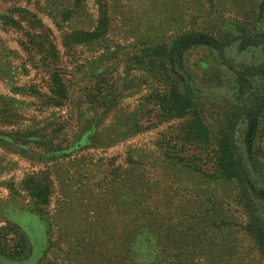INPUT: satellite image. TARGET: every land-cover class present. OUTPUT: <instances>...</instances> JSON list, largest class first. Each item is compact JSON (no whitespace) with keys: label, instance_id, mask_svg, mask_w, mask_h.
I'll use <instances>...</instances> for the list:
<instances>
[{"label":"rangeland","instance_id":"rangeland-1","mask_svg":"<svg viewBox=\"0 0 264 264\" xmlns=\"http://www.w3.org/2000/svg\"><path fill=\"white\" fill-rule=\"evenodd\" d=\"M107 3V36L68 45L75 30L96 27V0H0V12L28 11L22 31L0 21V234L7 250L19 241L10 226L29 244L25 258L0 253V264H178V253L191 264H264V0ZM32 34L57 47L69 91L62 106L46 101L49 71L30 51ZM148 42L169 47L172 76L212 131L242 110L231 128L238 179L202 175L177 159L189 116L158 123L150 95L162 80L128 62ZM103 78L104 94L115 88L109 108L98 93ZM60 127L51 138L58 151L11 135L54 136ZM202 165L213 173L212 162ZM30 177L49 186L47 205L25 189ZM249 219L253 239L218 227Z\"/></svg>","mask_w":264,"mask_h":264},{"label":"trees","instance_id":"trees-1","mask_svg":"<svg viewBox=\"0 0 264 264\" xmlns=\"http://www.w3.org/2000/svg\"><path fill=\"white\" fill-rule=\"evenodd\" d=\"M76 1L78 4L80 0ZM96 3L98 5L96 27L93 30H75L68 36V45L88 44L100 41L107 36L111 25L108 3L107 0H96ZM26 9L27 8L22 6H13L4 12H0V21L4 29L22 31L24 29L23 22H27V16H25V14L28 11ZM25 43L28 47V42ZM29 44L30 48H32L30 49L31 52L37 55H43L40 58V61L49 71L50 85L48 94L45 96L47 103L55 107L62 106L68 100L69 91L62 70H60L58 66L59 56L56 45L49 40V37L41 35L37 36L35 34L30 35ZM170 56L171 52L169 47L161 42H148V44H143L141 49L134 50L128 55L130 69L138 68L145 71L147 74L151 75V77L162 80V84L165 87L163 90H154L150 95V101H153L155 104V107L149 110L150 115L155 116L158 119V123L174 118L180 119L189 116V121L184 124L178 136L181 144L178 145L180 148L175 154L178 156L177 159L186 165H189L192 170L202 175L209 177L212 176L226 181L238 179L240 175V167L236 162L235 154L232 150L231 128L234 119L242 110L233 109L230 119L227 120V126L217 132L212 131L210 126L206 124L195 97L189 92L183 90L180 87L179 82L172 76L168 61ZM105 84L103 78L99 83L100 90H98V93L100 94V98L103 97L102 100L104 101V104L109 108L112 101V95L115 94V88L110 85V89L108 88L109 90H107L106 86L105 91L107 92L104 94V88L101 86ZM31 92L34 95L41 94L39 91H35L34 88ZM61 132H63V127L52 130L54 136L46 135V133L41 134L43 133L41 130L30 132H22V130H18L12 132L11 135L21 141L23 140L24 143L28 142L30 137L34 136L35 138L33 141L38 139V144L45 141L44 143L47 145L45 147H50L49 151H58L60 149L58 146L52 145L54 140L51 138L56 137ZM192 148L198 150L194 151L193 154H189V150ZM240 158L243 162V158L241 156ZM202 161L206 164L212 162L213 168H210L213 170L212 174H210L207 169L203 168ZM24 186L38 204L47 205L49 203L51 193L48 185L39 181L35 177H30L25 182ZM228 225L237 226L238 231H243V234L247 237H251V239L256 237L259 233L251 219L245 224L240 222L235 224L223 220L218 224V227H220L219 229H222V226ZM5 229L7 228H0V231ZM8 229L19 234V241L17 244H14L12 248L7 250L6 242L3 243L2 241V237L5 235L0 234V253L11 259L25 258L29 252L28 240L18 230H15L13 226L8 227ZM190 237L191 234H185V244L188 243L187 240ZM51 247H53L52 241L49 245L50 249ZM181 257L183 256L180 253L176 254L174 257L178 264H191L187 261V255H184L183 259ZM159 262L158 259H154L152 264H158ZM173 264L177 263L173 262Z\"/></svg>","mask_w":264,"mask_h":264},{"label":"water","instance_id":"water-1","mask_svg":"<svg viewBox=\"0 0 264 264\" xmlns=\"http://www.w3.org/2000/svg\"><path fill=\"white\" fill-rule=\"evenodd\" d=\"M231 144L233 145L232 137H231ZM232 148H233V146H232ZM233 152H234V151H233ZM234 154H235V153H234ZM235 158H236V162H237L238 166L240 167V161H239L238 157L236 156V154H235ZM240 169H241V168H240Z\"/></svg>","mask_w":264,"mask_h":264}]
</instances>
